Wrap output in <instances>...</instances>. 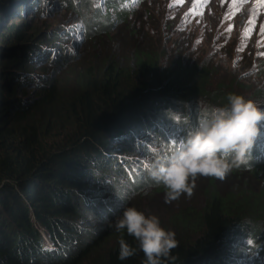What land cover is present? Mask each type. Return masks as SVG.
I'll return each instance as SVG.
<instances>
[{
  "label": "trees",
  "instance_id": "1",
  "mask_svg": "<svg viewBox=\"0 0 264 264\" xmlns=\"http://www.w3.org/2000/svg\"><path fill=\"white\" fill-rule=\"evenodd\" d=\"M57 1L84 20L92 16L85 25L90 41L108 32L109 19L91 1ZM106 2L108 9L118 10L119 0ZM39 4L0 0V26L9 12ZM118 16L124 20L128 15L121 11ZM6 41L22 47L0 59V264H144L139 251L125 261L117 259L121 238L133 247L136 242L115 230L120 215H110L106 210L111 207H91L96 198L82 188L100 181L116 187L104 179L103 170H111L125 180L123 188L117 187L123 194L166 193L139 161L111 158L112 142L124 141L145 154L144 142L150 140L159 148L158 158L167 155L200 120L211 118L212 109L225 106L231 92L225 93L224 86L220 93L211 91L215 68L208 63L177 59L168 65L162 52L139 47L128 59L107 57L101 69H77L72 75L76 91L64 94L53 76L35 80L13 70L30 74L26 67L35 57L61 69L73 62L71 57L53 60L42 48H25L35 41L20 26L10 30ZM29 82L36 98H18L20 84ZM197 102L212 107L194 111ZM263 140L264 128L253 158L226 174L234 180L231 188L208 185L201 208L181 209L168 226L162 225L175 233L177 246L160 257V264H244L245 253L264 257ZM87 210L97 224L102 221L94 233L83 227Z\"/></svg>",
  "mask_w": 264,
  "mask_h": 264
},
{
  "label": "rangeland",
  "instance_id": "2",
  "mask_svg": "<svg viewBox=\"0 0 264 264\" xmlns=\"http://www.w3.org/2000/svg\"><path fill=\"white\" fill-rule=\"evenodd\" d=\"M89 1L105 21L109 19L108 32L90 41L86 38L85 25L86 21H92L91 15L84 20L57 0H40L35 8L15 9L8 13V17L1 19L0 59L5 60L4 55H10L22 47L6 41L10 30L20 26L24 36L35 41L25 48H42L53 60L65 55L71 57L73 62L55 69L54 64L35 57L31 62L33 67H26L31 70V75L28 71L22 73L13 70V73L20 76L28 74L35 80L45 75L53 76L58 90L71 94L77 88L72 77L77 69H101L107 57L115 55L117 59L123 56L128 59L140 47L162 52L168 65L177 59H184L190 64L208 63L215 68L211 91L218 93L224 86L225 93L240 94L264 106V0H229L230 7L221 2L224 0H119L116 4L118 10L108 9L107 0ZM121 11L128 15L124 20L118 16ZM59 49H62V53ZM33 87L30 82L20 84L17 97L22 100L35 99L37 91ZM209 106L212 107L207 102H197L192 109L199 112ZM120 141L112 142L111 158L134 159L139 161V167L144 168H149L150 163L158 158L159 148L150 140L144 142L149 147V152L145 151V154L144 150L134 149L129 144L127 147L124 141ZM103 171L106 173L104 179L117 186L112 188L102 181L89 182L90 186H84L85 195L96 198V202L91 201L94 203L91 207L96 210H100L101 206L111 207V211L106 210L110 215H121L125 207L135 206L146 214L157 216L161 224L167 226L179 210L201 208L208 185L216 183L222 191H227L234 181L226 175L222 179L197 176L189 181L193 185L190 195L181 193L171 199L167 197V192L123 194L117 187L123 188L125 180L111 170ZM82 223L91 233L102 226V221L99 220L97 224L89 210ZM257 256L245 253L240 259L245 260L244 264H256L254 260L264 264V257Z\"/></svg>",
  "mask_w": 264,
  "mask_h": 264
},
{
  "label": "clouds",
  "instance_id": "3",
  "mask_svg": "<svg viewBox=\"0 0 264 264\" xmlns=\"http://www.w3.org/2000/svg\"><path fill=\"white\" fill-rule=\"evenodd\" d=\"M226 99L225 106L212 109L211 118L200 120L169 154L150 163V177L164 185L168 198L190 195L193 185L189 181L197 176L222 179L233 166L250 158L264 128V106L236 93H229ZM114 228L136 242L133 247L123 238L118 241L120 261L139 251L144 254V264H160V257L177 246L173 231L165 229L157 216L135 206L123 209Z\"/></svg>",
  "mask_w": 264,
  "mask_h": 264
},
{
  "label": "bare ground",
  "instance_id": "4",
  "mask_svg": "<svg viewBox=\"0 0 264 264\" xmlns=\"http://www.w3.org/2000/svg\"><path fill=\"white\" fill-rule=\"evenodd\" d=\"M221 2H222L223 4H225L226 7H230V6H229V3H230L229 0H228V1L224 0V1H221ZM186 13H187V11H186Z\"/></svg>",
  "mask_w": 264,
  "mask_h": 264
},
{
  "label": "snow or ice",
  "instance_id": "5",
  "mask_svg": "<svg viewBox=\"0 0 264 264\" xmlns=\"http://www.w3.org/2000/svg\"><path fill=\"white\" fill-rule=\"evenodd\" d=\"M249 243H251V241H249Z\"/></svg>",
  "mask_w": 264,
  "mask_h": 264
}]
</instances>
